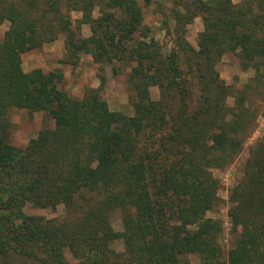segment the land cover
<instances>
[{"label":"trees","instance_id":"1","mask_svg":"<svg viewBox=\"0 0 264 264\" xmlns=\"http://www.w3.org/2000/svg\"><path fill=\"white\" fill-rule=\"evenodd\" d=\"M168 1L162 23L172 46L165 52L148 37L137 0H0V25L9 23L0 40V264H187V256L199 264H264V136L231 193L229 216L234 233L240 232L225 260L221 225L206 217L219 203L211 170L235 158L253 124L244 98L233 96L217 65L235 52L258 77L264 0L238 6ZM95 4L101 13L114 8L118 18L91 20L87 13L76 24H89L92 36L82 38L70 14ZM196 17L203 31L194 49L184 33ZM59 34L75 60L84 52L97 63H133V116L110 111L101 88L73 99L57 89L61 74L23 71L21 55ZM151 86L159 89L157 102L150 99ZM230 97L233 108L226 105ZM11 109L45 111L54 127L18 149L7 141ZM27 204L63 206L66 216H29ZM115 210L120 232L111 224ZM115 241L122 242V254L111 249Z\"/></svg>","mask_w":264,"mask_h":264},{"label":"rangeland","instance_id":"2","mask_svg":"<svg viewBox=\"0 0 264 264\" xmlns=\"http://www.w3.org/2000/svg\"><path fill=\"white\" fill-rule=\"evenodd\" d=\"M142 7L143 21L142 25L147 28L148 37H154L167 52L171 44V36L166 31L164 25V15L168 13L171 6L168 0H152L148 6H143L141 0H137ZM234 5H240L243 0H230ZM89 12H71L73 28L76 34L82 38L92 36V29L89 24H83L77 28L76 21L85 18L89 13L91 20H97L101 16H107L112 19L118 18V13L114 8H109L100 12L99 6L92 5ZM9 23L4 22L0 25V40L8 30ZM203 31L201 17H196L192 23L186 26L184 33L185 40L197 49V43L200 34ZM109 34L117 35V29L109 26ZM139 34V33H137ZM139 39H142L139 36ZM144 39V38H143ZM65 34H59L53 41L45 43L41 48L25 52L21 55V66L24 72L41 70L43 73H59L62 75V81L57 84V89L65 96L73 99H82L90 90L101 88V98L107 104L110 111L118 112L125 116H133L134 102L137 101L128 81V75L133 63L112 60L103 63H97L88 53L80 52L77 60L70 57L67 53L65 43ZM217 71L220 79L233 91V96L243 97L247 116L253 117L251 131H249L243 142L242 148L235 158L227 165L221 168L211 170L212 175L218 180V198L219 203L206 214L207 218L216 220L221 225V235L218 239L220 248V259L225 260L228 251L233 247L238 236L234 233L229 210L232 207L231 193L243 178L246 165L251 157V151L264 136V65L258 72V77L253 68L244 69L238 58L237 53L227 52L223 55L217 65ZM194 93V92H193ZM150 99L154 102L159 101L160 93L157 86L149 88ZM191 106H194L195 99L191 97ZM235 98H228L226 105L233 108ZM9 130L7 141L10 145L20 149L27 146L30 140L36 138L43 129H52L54 122L45 111H28L23 109H11L8 113ZM23 212L29 216H40L45 219L60 220L66 216L63 206L56 209H36L27 204ZM111 224L115 231H122L121 214L118 210L111 213ZM111 249L116 253H123L121 241H115L111 244ZM68 262L74 263L75 260L68 252L65 253ZM187 264H199L196 256H187L184 259Z\"/></svg>","mask_w":264,"mask_h":264}]
</instances>
